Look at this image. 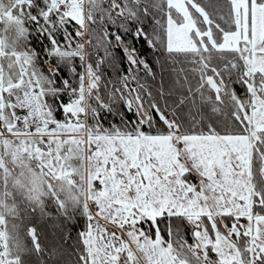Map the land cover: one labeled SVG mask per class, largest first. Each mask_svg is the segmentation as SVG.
I'll list each match as a JSON object with an SVG mask.
<instances>
[{
    "label": "snow or ice",
    "instance_id": "1",
    "mask_svg": "<svg viewBox=\"0 0 264 264\" xmlns=\"http://www.w3.org/2000/svg\"><path fill=\"white\" fill-rule=\"evenodd\" d=\"M50 206L67 264H264V0H0V264Z\"/></svg>",
    "mask_w": 264,
    "mask_h": 264
},
{
    "label": "trees",
    "instance_id": "2",
    "mask_svg": "<svg viewBox=\"0 0 264 264\" xmlns=\"http://www.w3.org/2000/svg\"><path fill=\"white\" fill-rule=\"evenodd\" d=\"M109 30L111 32L117 31V26L109 25ZM131 31L129 32H120V35L123 37L124 44L120 46H116L117 42L115 38L112 37V54L115 57V65L116 68L120 70L122 74L124 70L127 69V61L125 60V52L123 51L124 45H127L129 49L134 48L136 50V54L143 59H146L148 63L153 67V70L157 73L155 81L151 77H146V82L153 87L155 90L156 87L160 85L161 80V68L160 64L157 61H162V57L160 56L159 50H154L150 48L145 42L142 40L136 39L133 35L135 32V25H130ZM34 47L37 50H41L43 47L47 46V41L42 37H35L33 40ZM41 56H43V52L41 51ZM77 71H81L80 62L76 60L75 62ZM65 74L67 73L65 69ZM108 77L111 79H115V73L111 68L107 69ZM141 76L143 73L141 72ZM165 87H170V82L167 76V73H163ZM62 118V116H61ZM113 117H105L104 124L108 126L109 123L112 122ZM50 215L40 217L37 216L31 221V226L37 229V234L40 239L41 246L46 250L45 255L43 257H32L33 264H54L55 261L59 260L60 264H67V261L70 258L71 247L74 243L77 232L84 226V220L81 217H77L71 221H66L61 217L54 209V206H50ZM71 233L73 240L68 241L67 244L61 240V235L66 233ZM53 250H58L55 256H50L48 253Z\"/></svg>",
    "mask_w": 264,
    "mask_h": 264
}]
</instances>
